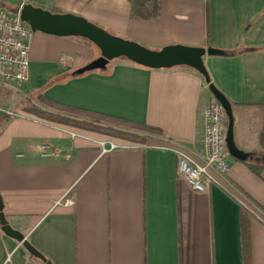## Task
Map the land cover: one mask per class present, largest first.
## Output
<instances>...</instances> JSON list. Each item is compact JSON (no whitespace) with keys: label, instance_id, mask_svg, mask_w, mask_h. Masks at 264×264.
<instances>
[{"label":"crops","instance_id":"1","mask_svg":"<svg viewBox=\"0 0 264 264\" xmlns=\"http://www.w3.org/2000/svg\"><path fill=\"white\" fill-rule=\"evenodd\" d=\"M31 3L81 15L154 50H222L203 56L204 66L232 105L236 145L264 162V0H158L155 19L135 17L129 0ZM18 7L0 0L6 15ZM29 41L23 91L159 133L137 143L27 113L9 119L0 132V195L11 226L54 264H243L244 206L252 212L251 264H264V167L257 175L232 157L226 173L211 170L216 183L204 191L177 173L180 153L197 162L204 155L202 109L213 96L198 71L115 58L104 69L73 74L100 55L92 42L40 31ZM99 141L116 147L104 152ZM0 264L40 263L0 227Z\"/></svg>","mask_w":264,"mask_h":264},{"label":"water","instance_id":"2","mask_svg":"<svg viewBox=\"0 0 264 264\" xmlns=\"http://www.w3.org/2000/svg\"><path fill=\"white\" fill-rule=\"evenodd\" d=\"M19 17L26 22L31 31H40L59 37H82L96 45L100 55L86 65L73 71V74H81L86 71L104 69L107 64L119 57L149 67L170 68L186 65L198 71L207 82L212 96L224 107L227 114L226 144L230 155L235 159H252L253 156L240 150L235 143L233 125L234 116L232 105L225 95L210 82L209 75L203 63L206 54H220L224 52L216 48L198 46H186L171 44L158 50L145 47L138 42L110 33L103 27L84 18L81 15L69 12H52L32 3H25L19 10ZM255 159H258L255 157ZM0 227L8 236L20 241L28 252L39 258L44 264H54L51 259L39 251L20 230L11 226L3 211V200L0 195Z\"/></svg>","mask_w":264,"mask_h":264},{"label":"built area","instance_id":"3","mask_svg":"<svg viewBox=\"0 0 264 264\" xmlns=\"http://www.w3.org/2000/svg\"><path fill=\"white\" fill-rule=\"evenodd\" d=\"M19 3L15 15L0 12V84H22L29 76L30 26L19 17V10L32 0H16ZM1 111V108H0ZM10 113V112H8ZM203 145L202 162L180 153L177 173L196 191H204L209 183H216L211 170L226 173L231 155L226 144L227 114L222 104L212 97L202 109ZM73 135V134H72ZM102 151L116 147V144L100 142ZM67 204L71 200H66Z\"/></svg>","mask_w":264,"mask_h":264},{"label":"trees","instance_id":"4","mask_svg":"<svg viewBox=\"0 0 264 264\" xmlns=\"http://www.w3.org/2000/svg\"><path fill=\"white\" fill-rule=\"evenodd\" d=\"M129 1L132 3L134 15L138 18L154 19L158 15V0ZM30 96L33 102L24 106L22 110L41 120L99 131L107 135L120 137L137 143L144 142L146 133H159L157 128L145 123L60 103L48 98L42 91H33L30 93ZM76 115L83 117V119L76 118ZM259 143L261 147L264 148V120L259 133ZM241 160L257 175L261 173L264 167L263 161H257L255 159ZM251 214L252 212L248 208L241 206L239 212V226L243 264H251Z\"/></svg>","mask_w":264,"mask_h":264},{"label":"rangeland","instance_id":"5","mask_svg":"<svg viewBox=\"0 0 264 264\" xmlns=\"http://www.w3.org/2000/svg\"><path fill=\"white\" fill-rule=\"evenodd\" d=\"M135 17H137V16H135ZM104 29L107 30V28H104ZM107 31H109L110 33H113L110 30H107ZM33 32H35V31H32L31 34ZM29 45H30V41H29ZM119 58H124V57H119ZM32 102H33V99L31 98V96L27 92L23 91L22 84H9V85L0 84V108H1V111H0V132L2 131L3 126L6 124V122L9 119H14V118L26 115L25 114L26 112H24L22 110V108L28 104H31ZM8 112H10V113H8ZM75 117L79 118V119H83V117H80L77 115ZM67 126H70V125H67ZM71 127L75 128L77 130H83V131L85 130L87 132L95 133L100 138L101 137H103V138L114 137L112 139H115V136L107 135V134L99 132V131L84 129V128H80L77 126H71ZM142 134H144V133H142ZM117 138H120V137H117ZM129 141H131V140H129ZM231 159H232V156H231ZM31 257L35 258V260L38 263L43 264L42 261H40L37 257H35V256L33 257V255Z\"/></svg>","mask_w":264,"mask_h":264}]
</instances>
